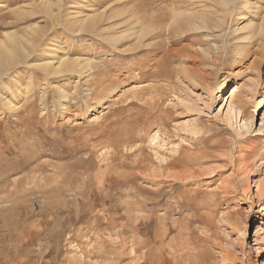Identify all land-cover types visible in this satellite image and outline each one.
Listing matches in <instances>:
<instances>
[{
	"label": "rangeland",
	"instance_id": "obj_1",
	"mask_svg": "<svg viewBox=\"0 0 264 264\" xmlns=\"http://www.w3.org/2000/svg\"><path fill=\"white\" fill-rule=\"evenodd\" d=\"M198 1L0 0V264H264V0Z\"/></svg>",
	"mask_w": 264,
	"mask_h": 264
},
{
	"label": "bare ground",
	"instance_id": "obj_2",
	"mask_svg": "<svg viewBox=\"0 0 264 264\" xmlns=\"http://www.w3.org/2000/svg\"><path fill=\"white\" fill-rule=\"evenodd\" d=\"M209 1L210 2L208 4V3H206L203 0L202 1L199 0L198 1L199 2V8H197L196 10L192 9L187 14H182V16H186L189 19L195 20L194 23H193L194 28H202L203 29L206 26L205 25L206 21L211 20L212 16H217L218 15V11H219L218 10V6L222 7L221 8L222 12H224V13L227 12L228 13V11L231 9V6L233 4H235V2H236V0H209ZM245 2H246V4L243 6V9L240 10L241 12H239V14H238V12L236 13V14H238L237 18H236V21H238L240 19L242 20L244 18L246 19V17H248L251 14V13H249L251 8H252V6H250L251 3H250L249 0H245ZM208 7H211L212 10L209 11ZM144 15L145 14H141L140 15L139 22H142L143 20H145ZM104 17L105 16L103 15L102 12L88 15L87 17L82 18L80 20V25H79L80 29L81 30H86V29H89V28H94L96 26H99V24H101L103 22L105 23ZM223 19L224 18H222V20ZM262 20L264 21V16L262 17ZM211 21H213V20H211ZM218 21H221V20L219 19ZM209 24L210 23H208V26H209ZM208 26H206V27H208ZM99 28L102 31H104V32H105V30H107L106 28H101L100 26H99ZM258 30H259V27L254 23V21H251L246 27L243 28V31H245L246 35L244 37H242L241 39H239L240 41L238 40V42L241 44L242 48L239 47V49L235 52V57L238 56V59L239 58L242 59V55L245 54V52L242 53V49H244L245 47H246V52L249 53L250 47L253 45L254 38H255V35L258 32ZM146 34H148V33L144 32L142 30H134L133 29V31H131L128 28V29L123 31V35H121V36H123V38L127 39V40L128 39H135L138 43H140V42H142V40L145 37H147ZM14 35H16V34L7 35L8 38L6 37L7 38L6 41L8 42L10 40L12 42V44H15L16 41L18 42V40L15 41L16 37H14ZM39 35H40V32L38 30H34L33 29L32 36H31V38L27 39V41H29L31 43H34ZM115 39H117V37H115ZM209 41H212V38L206 39V43L207 44L210 43ZM6 43H1V45H0V50L2 49V53H0V71L3 70L4 64H5V63L2 62L3 58L4 59H6V58L8 59V57H9V58H11V60H14L16 58V53L14 52L15 49L13 50V48H12L13 46L9 47L8 46L9 44L7 43L8 45H6ZM15 45H14V48L18 47L17 45L16 46ZM16 51H18V50H16ZM220 60H221V58L219 59L218 57H216V58L213 57V62L215 64L218 61H220ZM70 64H71V62L69 61L68 58L62 59L59 62V65L57 67H53L52 62H47L48 66L52 65V67H50V68L53 70V72H58L60 70H67L68 67L70 66ZM246 87H247V90H251L250 92H252L253 85H246ZM211 89H213V88H211ZM237 92H238V87L235 86L233 92L230 95L231 100H230V103H229V106H228L227 113H228V115H232V117L233 116H237V117L241 116L242 118L243 117L245 118L248 115L247 108H246L247 99H244L243 101L242 100L237 101ZM249 116L252 118L253 113H251Z\"/></svg>",
	"mask_w": 264,
	"mask_h": 264
}]
</instances>
